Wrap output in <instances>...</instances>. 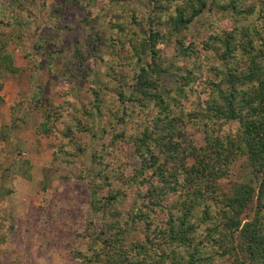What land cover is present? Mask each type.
<instances>
[{
	"label": "trees",
	"instance_id": "obj_1",
	"mask_svg": "<svg viewBox=\"0 0 264 264\" xmlns=\"http://www.w3.org/2000/svg\"><path fill=\"white\" fill-rule=\"evenodd\" d=\"M32 1L0 0V75L18 71L10 47L32 63L34 52L55 39L54 49L45 53L69 67L57 71L58 78L74 79L71 62L80 68L88 57L104 69L103 80L93 81L87 106L76 107L67 97L56 104L39 86L30 95L31 109L43 118L41 134L56 142L51 162L70 165L82 155L79 137L93 131L96 119L103 116L110 126H120L90 155L97 180L88 182L89 198L79 218L59 214L53 201L42 211L49 219L55 216L68 235L70 259L76 264H264V0H141L146 11L132 0H97L99 7L85 9L68 46L58 32H37ZM79 2L60 0L62 7ZM213 14L218 21L206 25L210 33L186 42L191 24ZM18 36L35 37L32 51ZM167 42L197 63L174 68L161 55ZM206 72L212 78H205ZM167 81L173 87L164 86ZM232 121L234 131L226 128ZM9 137L0 132L6 144ZM14 152L0 175L1 195L11 193L2 189L7 178L30 180L24 151ZM238 161L243 179L220 183ZM125 164L129 175L117 177L121 187L111 188L114 172ZM42 179L45 190L47 176ZM75 180L83 179L75 175ZM60 182L72 185L67 177ZM78 241L84 252L73 247Z\"/></svg>",
	"mask_w": 264,
	"mask_h": 264
},
{
	"label": "rangeland",
	"instance_id": "obj_2",
	"mask_svg": "<svg viewBox=\"0 0 264 264\" xmlns=\"http://www.w3.org/2000/svg\"><path fill=\"white\" fill-rule=\"evenodd\" d=\"M79 1V5L62 7L60 0L46 2L33 0L30 15L34 19L37 32L46 34L58 32L60 34L58 38H63L62 45L68 46V37L72 32L78 33V20L85 15V9L96 10L99 7L97 0ZM131 3L137 10L146 11L147 6L141 0H132ZM213 15V18L201 16L196 19L191 24L185 41L194 43L198 39H204L210 33L206 25L218 21L217 16ZM226 21L219 22L226 25ZM17 34L15 32L13 36ZM57 40L59 39L46 44L44 51L34 52L32 63L25 60L20 50L10 47L12 64L18 71L14 74L0 75V132L4 131L10 136L7 144L0 139V175L9 161L8 158L13 159L14 150L18 147L24 151L23 158L29 160L31 167L29 181L9 177L2 185V189H8L11 193L0 194V264H76L70 259L68 248L64 245L68 235L63 234L55 216L49 219L42 211H45L49 202L53 201L59 214L71 220L79 218L80 209L89 198L88 182L97 180L94 175L97 168L91 161L90 155L99 151L101 145L108 142L110 135L120 129V126L114 124L110 126L108 120L102 116L96 119L92 132L79 137L80 142L85 145V152L82 155L70 165L60 166L51 162V150L56 142L41 134L40 124L43 118L31 109L28 101L30 95L35 87L39 86L42 96L52 99L56 104H59L63 97H67L76 107L87 106L93 101L90 92L93 81L103 80L104 75L102 66L88 57L80 68L71 62L74 64L70 68L75 73L74 79L67 81L58 78L56 72L69 70V67L64 66L62 62H56L54 56L49 57L45 53L54 49ZM18 41L22 42L25 50L30 52L35 37L18 36ZM161 55L166 62L172 63L178 70H185L191 64L197 63L195 57H180L174 50L172 42H167L163 46ZM117 71L121 77H124V73L118 69ZM203 76L212 78L208 72ZM122 81L124 83L125 79ZM74 85L77 88H74ZM173 85L171 81L164 83L167 87ZM125 90L128 92L129 88ZM235 127L236 123L233 121L226 126L233 131ZM187 130L191 132L190 127H187ZM195 139L197 145H202L200 135H195ZM42 169L48 171L43 172ZM228 171L227 178L220 182L223 185L228 181L243 179L245 176L241 161L231 165ZM129 173L130 167L126 164L115 171L110 182L111 188L121 187V180H117V177L126 178ZM42 174L47 176L49 183L45 190L41 189L44 181ZM75 175L81 176L83 180L77 182ZM61 177L69 179L72 183L70 188L60 182ZM9 227L13 229L9 231ZM50 232L53 233L49 235ZM73 247L80 252L85 251L81 241L74 243Z\"/></svg>",
	"mask_w": 264,
	"mask_h": 264
}]
</instances>
